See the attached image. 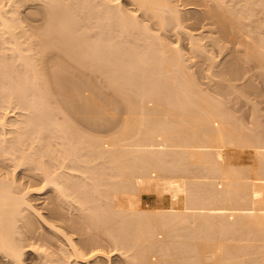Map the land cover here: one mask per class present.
<instances>
[{
  "label": "bare ground",
  "instance_id": "6f19581e",
  "mask_svg": "<svg viewBox=\"0 0 264 264\" xmlns=\"http://www.w3.org/2000/svg\"><path fill=\"white\" fill-rule=\"evenodd\" d=\"M263 102L264 0H0V264H264Z\"/></svg>",
  "mask_w": 264,
  "mask_h": 264
},
{
  "label": "rangeland",
  "instance_id": "374dc122",
  "mask_svg": "<svg viewBox=\"0 0 264 264\" xmlns=\"http://www.w3.org/2000/svg\"><path fill=\"white\" fill-rule=\"evenodd\" d=\"M196 27H199V25H196ZM195 32H197V31H195ZM167 41H170L174 45L181 44L182 47L184 49H186L185 48V45H186V42L187 41H183V39L180 40V39L177 38V36H175V35H173L171 33L170 34L168 33V35H167ZM217 58L220 59L221 57H217ZM200 66H202L201 63H199V64L197 63L196 65H194V67H193L194 76H195V78H197V82L199 83V85L203 89L209 90L210 89V86L208 85V80L204 77V73H203L202 69H200L201 68ZM256 82L260 85L259 80H256ZM223 101H224V103L226 105H229L226 98H223ZM260 106H262V108H264L263 107L264 106V102L262 104H260ZM262 110H264V109H262ZM239 112L241 113V111H239ZM239 112H238V114H240ZM242 113L240 115H242ZM263 113H264V111H262V114ZM245 116H246V114H245ZM108 251L110 252L109 253L110 254L109 264H125L123 262V260L121 259V257L119 256V254L116 251H114L110 246L108 247Z\"/></svg>",
  "mask_w": 264,
  "mask_h": 264
}]
</instances>
